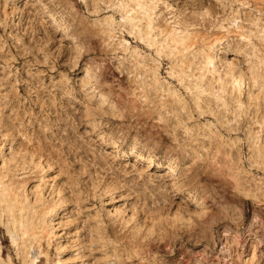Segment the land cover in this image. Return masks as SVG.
Masks as SVG:
<instances>
[{
  "label": "rangeland",
  "instance_id": "rangeland-1",
  "mask_svg": "<svg viewBox=\"0 0 264 264\" xmlns=\"http://www.w3.org/2000/svg\"><path fill=\"white\" fill-rule=\"evenodd\" d=\"M0 264H264V0H0Z\"/></svg>",
  "mask_w": 264,
  "mask_h": 264
}]
</instances>
